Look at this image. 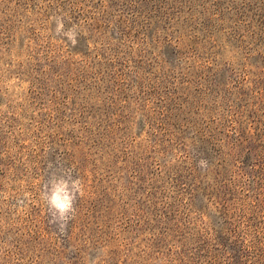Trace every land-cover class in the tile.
Listing matches in <instances>:
<instances>
[{
  "label": "rangeland",
  "instance_id": "374dc122",
  "mask_svg": "<svg viewBox=\"0 0 264 264\" xmlns=\"http://www.w3.org/2000/svg\"><path fill=\"white\" fill-rule=\"evenodd\" d=\"M57 158L84 187L64 234L40 200ZM100 248L264 264V0H0V264Z\"/></svg>",
  "mask_w": 264,
  "mask_h": 264
},
{
  "label": "clouds",
  "instance_id": "9594fccd",
  "mask_svg": "<svg viewBox=\"0 0 264 264\" xmlns=\"http://www.w3.org/2000/svg\"><path fill=\"white\" fill-rule=\"evenodd\" d=\"M50 21L55 26L53 29L55 36L66 38L72 47L77 45L80 33L75 25L65 29V17L62 14L53 15ZM197 165L201 170H205L208 161L201 158ZM47 168L49 175L41 187L40 200L46 207L49 223L56 225L58 231L64 234L69 222L75 218L78 198L84 195L83 182L78 176L73 175L74 170L70 166L65 167L61 164L59 158L55 164L49 161ZM106 253V248L98 249L96 256H90L86 264H99L100 256Z\"/></svg>",
  "mask_w": 264,
  "mask_h": 264
},
{
  "label": "trees",
  "instance_id": "16d2710c",
  "mask_svg": "<svg viewBox=\"0 0 264 264\" xmlns=\"http://www.w3.org/2000/svg\"><path fill=\"white\" fill-rule=\"evenodd\" d=\"M252 211H259L260 208L256 207V206H251Z\"/></svg>",
  "mask_w": 264,
  "mask_h": 264
}]
</instances>
